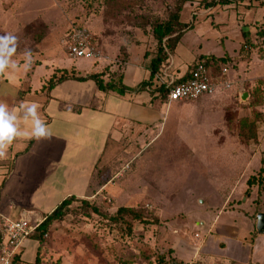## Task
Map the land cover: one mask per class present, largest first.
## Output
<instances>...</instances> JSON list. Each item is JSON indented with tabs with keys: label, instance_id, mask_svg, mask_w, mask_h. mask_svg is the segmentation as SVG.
Instances as JSON below:
<instances>
[{
	"label": "rangeland",
	"instance_id": "rangeland-1",
	"mask_svg": "<svg viewBox=\"0 0 264 264\" xmlns=\"http://www.w3.org/2000/svg\"><path fill=\"white\" fill-rule=\"evenodd\" d=\"M129 2L0 0V34L19 37L16 59L23 62L0 77L5 93L18 92L26 50L34 72L23 79L24 90L36 89L60 66L84 73L93 61L104 63L112 78L127 63L148 68L158 48L154 22L184 0ZM263 15L260 0H221L212 7L184 2L181 20L188 27L168 65L174 60L172 67L186 70L215 55L214 72L226 71L233 89L171 108L156 99L165 108L160 122L134 127L101 170L108 185L88 198L99 212L74 202L42 239L41 264H264V233L257 229L264 212ZM80 25L94 32L99 59L69 55V34ZM255 110L261 112L258 135L247 141L240 120ZM121 206L140 210L142 219L116 216Z\"/></svg>",
	"mask_w": 264,
	"mask_h": 264
},
{
	"label": "crops",
	"instance_id": "crops-1",
	"mask_svg": "<svg viewBox=\"0 0 264 264\" xmlns=\"http://www.w3.org/2000/svg\"><path fill=\"white\" fill-rule=\"evenodd\" d=\"M17 62L22 67L23 62ZM93 62L84 73L75 66L58 69L64 68L85 77L100 74L104 83L125 87V91L103 89L93 79H65L49 90L45 85L50 77L45 82L41 80L36 89L24 90L26 81L23 79L33 78V75L29 76L34 72L30 71L31 67L21 68V75L16 79L18 92L5 93L0 84V101L18 111L22 103H37L41 118L55 133L51 141L19 140L10 148L8 159L0 161L1 217L41 222L68 197L92 198L102 193L108 181L103 182L101 170L113 157L121 138L134 127L144 129L160 122L165 114L164 106L155 103L156 99H163L167 108L189 102L168 104L156 90L159 86L156 79L153 78L151 84L148 81L151 79L150 65L145 69L127 63L121 69V76L112 78L105 72L104 63ZM165 69L170 78L182 79L186 77L188 67L179 70L165 60L158 72ZM111 70L115 72L118 68L113 65ZM144 81L148 83L142 87ZM224 92L228 91L216 94ZM30 126L31 121H28L26 127ZM37 247L35 237L26 238L16 254L17 264H34Z\"/></svg>",
	"mask_w": 264,
	"mask_h": 264
},
{
	"label": "trees",
	"instance_id": "trees-1",
	"mask_svg": "<svg viewBox=\"0 0 264 264\" xmlns=\"http://www.w3.org/2000/svg\"><path fill=\"white\" fill-rule=\"evenodd\" d=\"M113 3L117 4H124L128 5L129 0H111ZM186 0H184L185 2ZM205 1V6L206 7H212L216 5L218 2L221 0H211L209 2ZM228 1H259V0H228ZM184 2L182 3H177L175 7L170 11L169 16L167 17L166 20L160 21L157 20L154 22V33L155 37L158 41V48L156 55L151 59L150 61V71H151V79L148 80L149 83L151 84V81L153 78H155L156 73L159 71V69L162 67V64L165 62V60L169 59V56L172 55V50L174 49L176 43L175 41L178 40L180 37L181 33L188 27L186 23H184L181 20V12L183 10V5ZM261 3H264L263 1ZM255 25H260L259 23H256ZM256 27V26H255ZM243 36L245 38H249V30L246 28H243ZM258 34L263 38L264 41V17L263 21L261 22V28L258 30ZM218 58L215 55H208L206 57H203L197 61H194L190 66H188L187 69V75L186 77L182 79H186L191 75L192 69H194L196 63L198 61H205L207 65L213 70V73L216 75L217 73L214 72L213 69V64L217 63ZM65 79H78V80H83V79H93L97 82L98 86L103 88V89H109V88H114L117 89L119 92H124V88H120L117 86H114V83H104V80L101 78L100 74H89L86 77L85 76H78L72 71H69L67 69H62L59 68L57 69L47 80V84L45 87L47 89H52L57 83L65 80ZM147 81H144L142 84V87L147 85ZM156 90L158 93L161 95L162 98H165L166 95V88L163 85H159L156 87ZM259 99H263L262 96L259 97ZM257 105V104H256ZM261 112L258 110H255L253 112V116H243L240 120V130H241V135L243 138L247 141L251 139H255L258 135V120H261ZM77 201H81V206L83 208H92L94 211L99 212V208L94 204L91 203L88 198H77L75 196H71L63 200V202L57 206L50 214L45 215L44 219L39 222V225L36 227V229L32 232V234L29 237H35L38 240V247H37V252H36V258L34 261V264H41L40 260V252L42 249V239L44 238L46 232L48 231L50 225L57 221L61 220L64 218L67 209ZM116 216L119 217H130L133 219H142L141 211L138 209L130 208V207H125L121 206L118 208L116 212ZM115 218V216H114ZM1 220V216H0ZM126 221V220H125ZM17 258V255H15V260Z\"/></svg>",
	"mask_w": 264,
	"mask_h": 264
},
{
	"label": "built area",
	"instance_id": "built-area-1",
	"mask_svg": "<svg viewBox=\"0 0 264 264\" xmlns=\"http://www.w3.org/2000/svg\"><path fill=\"white\" fill-rule=\"evenodd\" d=\"M248 48L249 45H245V50ZM68 51L72 58L99 59L100 57L93 31L83 25L73 27L68 38ZM162 71L156 73L155 79L158 85L166 88L165 99L168 104L196 100L205 95L210 96L221 91H229L234 87V82L226 71L215 75L205 61H198L191 75L186 79L170 78L167 70ZM38 225L39 222L33 223L25 218L1 217L0 264H17L15 255Z\"/></svg>",
	"mask_w": 264,
	"mask_h": 264
},
{
	"label": "clouds",
	"instance_id": "clouds-1",
	"mask_svg": "<svg viewBox=\"0 0 264 264\" xmlns=\"http://www.w3.org/2000/svg\"><path fill=\"white\" fill-rule=\"evenodd\" d=\"M19 37L11 32L0 34V77L8 76L20 68L17 62ZM24 67L32 63L30 50L23 53ZM31 121L30 128L26 127ZM55 133L41 118L39 105L35 102L22 103L19 111L15 107L0 101V161L8 159L10 148L21 139H35L38 143L51 141Z\"/></svg>",
	"mask_w": 264,
	"mask_h": 264
},
{
	"label": "water",
	"instance_id": "water-1",
	"mask_svg": "<svg viewBox=\"0 0 264 264\" xmlns=\"http://www.w3.org/2000/svg\"><path fill=\"white\" fill-rule=\"evenodd\" d=\"M246 98H247V94L245 93L243 95V99ZM257 229L259 233H264V212H259L257 215ZM172 264H181V263L174 262Z\"/></svg>",
	"mask_w": 264,
	"mask_h": 264
}]
</instances>
